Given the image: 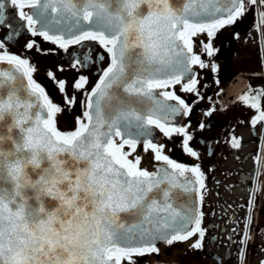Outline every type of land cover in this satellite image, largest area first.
Masks as SVG:
<instances>
[{"label": "snow or ice", "instance_id": "obj_1", "mask_svg": "<svg viewBox=\"0 0 264 264\" xmlns=\"http://www.w3.org/2000/svg\"><path fill=\"white\" fill-rule=\"evenodd\" d=\"M256 5L257 0H0V26L12 27L0 38L5 42L24 27L65 50L98 41L110 54L109 66L87 94L79 127L68 132L57 128L62 109L33 79L29 61L0 55L11 67L0 69V264H121L158 253L157 242L171 245L193 236L199 241L194 248H202L203 196L197 194L203 173L163 155L150 139V126L168 137L186 135L184 149L197 156L186 128L171 126L192 107L162 90L184 80L182 90L194 92L192 66L207 65L192 55L191 37L212 38ZM13 15L24 24L11 26ZM204 47L212 55V44ZM87 51L77 64L89 62ZM87 83L80 76L74 87ZM64 103L78 101L66 96ZM257 119L264 120V111ZM142 138L154 159L163 161L154 172L141 169L139 158H128Z\"/></svg>", "mask_w": 264, "mask_h": 264}, {"label": "flooded vegetation", "instance_id": "obj_2", "mask_svg": "<svg viewBox=\"0 0 264 264\" xmlns=\"http://www.w3.org/2000/svg\"><path fill=\"white\" fill-rule=\"evenodd\" d=\"M9 12L15 10L9 9ZM261 12L264 6L257 0L255 11H246L237 23L219 29L214 37L209 38L206 33L191 37L192 55H199L207 65L205 68L193 65L198 81L195 91H183L184 80L162 90L175 92L192 107L190 114L178 117L179 122L171 126L186 128L187 135L193 138L189 147L197 156H191L184 149L186 135L173 133L168 137L153 125L157 135L152 142L162 147L163 155L189 168L198 166L203 173L204 186L199 192L203 196L199 209L203 212L201 228L205 231L202 248H194V243L199 242L196 236L171 245L159 242L158 253L134 255L121 264H264V120L257 119L264 111V17ZM10 24L20 26L24 22L13 15ZM11 31L12 27L0 26V38ZM29 43L33 44L32 48L27 47ZM207 43L212 44L210 56L204 47ZM0 44L4 45L0 55H18L29 61L34 69L33 79L61 107L55 117L57 128L63 132L77 129L86 110L87 94L109 66L110 54L106 49L98 41H83L89 62L81 66L76 58L84 51L82 45L72 44L65 50L42 37H33L24 27L7 42L0 39ZM47 55H53L56 66L65 70L63 73L66 69L71 71L66 90L60 89L33 60ZM100 55L104 58L99 59ZM80 76L88 83L76 89L74 84ZM66 96L76 97L78 103L66 105ZM253 103L259 107L253 108ZM119 140L116 138L117 143ZM124 151H130L128 146ZM154 155L144 141L138 143L128 158H139L141 169L154 172L158 163H163L156 161ZM242 232L244 245L238 250Z\"/></svg>", "mask_w": 264, "mask_h": 264}, {"label": "rangeland", "instance_id": "obj_3", "mask_svg": "<svg viewBox=\"0 0 264 264\" xmlns=\"http://www.w3.org/2000/svg\"><path fill=\"white\" fill-rule=\"evenodd\" d=\"M34 62L40 66L41 70H43L48 77L52 78L56 84H59L61 81L65 83V89L68 86V76L71 74L69 69H66V72L63 73L64 69H59L56 64L57 61L53 57V55H47L44 58L40 59L39 57L33 58ZM54 83V84H55Z\"/></svg>", "mask_w": 264, "mask_h": 264}, {"label": "water", "instance_id": "obj_4", "mask_svg": "<svg viewBox=\"0 0 264 264\" xmlns=\"http://www.w3.org/2000/svg\"><path fill=\"white\" fill-rule=\"evenodd\" d=\"M37 27H39V25H37ZM0 69H4V70H11V67L7 65V62L6 61H0ZM192 69H193V72H194V67L192 66ZM4 79L3 77H0V80ZM186 79V78H185ZM151 129H152V132H153V135L152 137L150 138L151 140L155 139L156 138V135H157V130L155 129L154 126H150ZM145 140H143V138L141 139V142H144ZM163 165V163H158L157 165V169L159 167H161ZM178 191V190H177ZM182 195H184L183 193H181ZM199 195V193L197 194ZM159 243V242H157Z\"/></svg>", "mask_w": 264, "mask_h": 264}]
</instances>
